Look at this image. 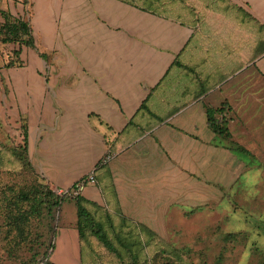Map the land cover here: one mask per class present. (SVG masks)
Here are the masks:
<instances>
[{"label":"crops","instance_id":"obj_1","mask_svg":"<svg viewBox=\"0 0 264 264\" xmlns=\"http://www.w3.org/2000/svg\"><path fill=\"white\" fill-rule=\"evenodd\" d=\"M165 5L173 14L131 0L21 4L36 45L21 49L17 85L28 142L39 134V157L57 150L43 163L51 188L93 176L78 196L116 248L88 225L81 235L65 200L53 264H190L185 248L237 211L264 230V0ZM213 6L235 15L213 22ZM221 107L227 136L207 121Z\"/></svg>","mask_w":264,"mask_h":264},{"label":"rangeland","instance_id":"obj_2","mask_svg":"<svg viewBox=\"0 0 264 264\" xmlns=\"http://www.w3.org/2000/svg\"><path fill=\"white\" fill-rule=\"evenodd\" d=\"M131 1L151 10L173 14L165 5L168 0ZM21 4V0H0V10L7 11L11 17L22 15ZM183 7V12L179 10L177 14L180 17H190L189 8ZM212 8L213 22L218 20L219 14H222L226 21L229 16L235 15L233 11L218 12V6ZM24 16H27L26 11ZM224 19H219L220 24L223 29L233 34L235 25H232V22L227 23ZM2 20L0 15V23ZM205 25L207 26L208 22ZM16 47L12 43L2 42L0 37V264H30L32 261H38L51 243V229L56 225L54 219L59 217L60 211L57 208L51 216L42 212L40 215L29 217L19 227L12 218L16 215L18 206L26 211L31 209L27 201H18L20 193L34 190L36 186L53 189L43 172L46 167L43 163L57 160V150L55 154L50 151L48 155L39 157V142L42 139L38 133L34 141L30 138L25 152L22 150L23 128L27 130L28 120L23 114L25 104L17 85L27 71L22 65H18L20 61L17 59H21L22 55L20 53L17 58L13 54ZM23 54L29 62L28 54ZM18 153H22L26 159ZM214 217L217 228L202 231L201 239L195 240L199 246L185 248L195 260L190 264H264V230L252 231L244 223L246 214L241 211H237L231 219H227L225 214Z\"/></svg>","mask_w":264,"mask_h":264},{"label":"trees","instance_id":"obj_3","mask_svg":"<svg viewBox=\"0 0 264 264\" xmlns=\"http://www.w3.org/2000/svg\"><path fill=\"white\" fill-rule=\"evenodd\" d=\"M28 0H22L21 2L25 4ZM0 15L2 17V22L0 23V37L2 42L12 43L16 47L14 49V55L19 57L21 53V49L23 46H27L33 49H36V45L34 43V38L32 36L31 28L29 25V21L24 15H18L11 17L7 11L0 10ZM39 56L45 58L44 53L39 52ZM18 65H22V61L20 58L17 59ZM223 110V107L219 109H210L207 108V121L209 126L216 132L222 135H228V130L223 121L217 119L216 114ZM28 143V133L26 128H23V145L22 150L25 152L27 149ZM20 157H22V153H18ZM25 157L23 156V159ZM26 159V158H25ZM18 201H27L30 204V210H22L21 206L17 207V213L12 217L14 222L17 224V227L21 225L23 222L27 221L29 217L40 215L44 212L47 216H51L53 211L60 207L61 203L65 200L72 199L75 202L78 214V225L79 232L82 235V226H90L91 232L97 236V238L104 243L106 248H109L113 251H116V248L112 246L107 235L102 230L100 223L95 222L92 217L87 212L85 206L82 203V199L76 196H69L66 194L59 195L55 191L48 189L46 186H36L34 190L29 192H24L19 194ZM41 207V208H40ZM9 221L10 218H8ZM54 222H57V219H54ZM52 236L54 233V227L51 229ZM51 238V237H50ZM52 244L50 243L49 247L43 252L41 258L38 261L31 262L30 264H53L48 261V250L51 248Z\"/></svg>","mask_w":264,"mask_h":264},{"label":"built area","instance_id":"obj_4","mask_svg":"<svg viewBox=\"0 0 264 264\" xmlns=\"http://www.w3.org/2000/svg\"><path fill=\"white\" fill-rule=\"evenodd\" d=\"M94 180L93 176L90 175L87 177V179L81 181V182H78L72 189H69V190H64V189H52L53 191H55L57 194L59 195H63V194H66V195H69V196H76L79 194V192L83 189L84 187V184L87 182V181H90L92 182Z\"/></svg>","mask_w":264,"mask_h":264}]
</instances>
